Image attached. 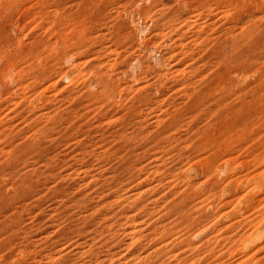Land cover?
Returning <instances> with one entry per match:
<instances>
[{
  "label": "rangeland",
  "instance_id": "1",
  "mask_svg": "<svg viewBox=\"0 0 264 264\" xmlns=\"http://www.w3.org/2000/svg\"><path fill=\"white\" fill-rule=\"evenodd\" d=\"M0 264H264V0H0Z\"/></svg>",
  "mask_w": 264,
  "mask_h": 264
}]
</instances>
